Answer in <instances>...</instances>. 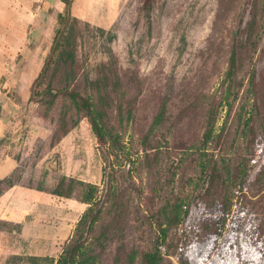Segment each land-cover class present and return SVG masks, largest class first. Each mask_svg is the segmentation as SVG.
Returning a JSON list of instances; mask_svg holds the SVG:
<instances>
[{
  "label": "rangeland",
  "instance_id": "374dc122",
  "mask_svg": "<svg viewBox=\"0 0 264 264\" xmlns=\"http://www.w3.org/2000/svg\"><path fill=\"white\" fill-rule=\"evenodd\" d=\"M42 2L0 0V177L17 168L23 184L10 194L22 221L0 220V264L56 258L71 238L88 204L79 189L51 193L60 176L105 183L84 111L67 96L31 98L64 7ZM71 12L75 63L49 77L95 101L119 136L95 264H139L156 248L165 264H264V0H73ZM209 160L217 168H202Z\"/></svg>",
  "mask_w": 264,
  "mask_h": 264
},
{
  "label": "trees",
  "instance_id": "16d2710c",
  "mask_svg": "<svg viewBox=\"0 0 264 264\" xmlns=\"http://www.w3.org/2000/svg\"><path fill=\"white\" fill-rule=\"evenodd\" d=\"M51 0H43L42 5L46 12H50L52 5H50ZM64 3L63 10L57 14L58 27L56 28L50 50L44 60L39 74L32 85L31 98L39 100L41 98L50 97L52 102L59 95L67 96L70 98L75 105L84 111L85 116L91 124V128L96 135L100 146V152L104 158V186L99 188L98 185L85 182L83 180H78L73 177H67L62 175L58 178L55 187L50 191L53 194L70 197L74 190L79 189L81 195V201L88 204L87 208L83 211L79 219L77 220L73 234L71 238L64 244L59 255L54 258L51 256H40L35 254H27L22 256L20 254H13V258L19 260L25 259L28 264H36L41 260L40 264H95L99 260V255L94 249V232L102 221L104 216V206L109 201L110 195H113L114 191L110 190L113 182L116 180V176L107 171V167L111 166V155L116 154L119 150L118 142L119 136L112 134V132L105 127L102 122L103 113L98 109V105L89 96H84L80 94L77 90L68 86L66 82L61 80H56L49 77V71L55 66L71 67L75 63V22L76 17L71 12L73 0H61ZM46 3V4H45ZM46 5V6H45ZM151 4L148 3V10ZM97 31L104 36L109 44L115 37V33L106 30L102 27H97ZM108 55H112V49L110 45H107V50L105 51ZM235 51L232 53V69L229 74L231 75L235 68L234 62ZM113 60V58H112ZM71 79H74L70 75ZM66 81V80H65ZM43 89H39V85L44 83ZM95 82L98 83L95 79ZM213 119L210 113H208L206 118L205 130L200 140L202 148L212 138L213 132ZM249 129H253V126H248ZM4 142V137L0 138V145ZM202 168H217L215 163H211L210 160L202 166ZM259 173L264 170V166L260 167ZM17 168H14L8 175L0 177V196L8 188L15 185H22L21 174L16 173ZM209 177L212 176V171L208 174ZM241 185V184H240ZM38 190H44L42 186L35 187ZM173 211V210H172ZM182 216L181 219H183ZM180 220L178 211L175 210L171 212L169 216L170 223H177ZM7 221V220H2ZM97 239H100L99 237ZM141 260L139 264H165L164 257L160 249H154L153 251H143L140 255ZM128 262L132 263L135 258V252L132 251L128 256ZM44 261V263H43Z\"/></svg>",
  "mask_w": 264,
  "mask_h": 264
},
{
  "label": "crops",
  "instance_id": "0c3cea01",
  "mask_svg": "<svg viewBox=\"0 0 264 264\" xmlns=\"http://www.w3.org/2000/svg\"><path fill=\"white\" fill-rule=\"evenodd\" d=\"M20 186L15 185L7 190H5L2 195L0 196V207L3 206L5 208V215L6 217L0 218V220H7V221H14V222H21L22 217V208L18 206V203H20L19 198L13 197L10 198V194L14 193L16 189Z\"/></svg>",
  "mask_w": 264,
  "mask_h": 264
}]
</instances>
